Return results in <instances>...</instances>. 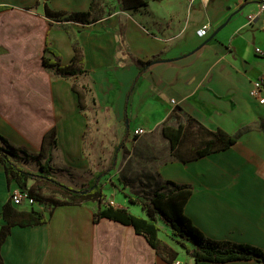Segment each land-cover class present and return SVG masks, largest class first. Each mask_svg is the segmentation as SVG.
Returning a JSON list of instances; mask_svg holds the SVG:
<instances>
[{
    "label": "crops",
    "instance_id": "obj_1",
    "mask_svg": "<svg viewBox=\"0 0 264 264\" xmlns=\"http://www.w3.org/2000/svg\"><path fill=\"white\" fill-rule=\"evenodd\" d=\"M93 1L90 24L65 20L70 13L88 12ZM122 1L120 9L105 11L98 0H0V136L36 155L44 134L55 128L48 168L38 167L36 174L76 191L110 164L124 139L115 168L100 181L106 205L112 201L114 208L146 218L128 198L117 200L121 188L144 186L145 193L159 178L190 184L194 192L185 214L195 226L211 239L248 243L264 252V103L250 95L252 82L264 81L262 0H141L145 5L137 8ZM47 10L54 17H47ZM204 26L206 35L198 37ZM46 44L63 66L73 61L76 44L84 74L65 79L44 66L43 58L53 59L44 52ZM150 59L158 62L138 76L135 60ZM187 117L240 137L226 151L186 164L172 162L160 127ZM137 128L145 133L135 136ZM153 135L162 138L157 143L168 151L166 157L150 142ZM146 158L155 178L148 183L120 179L129 159L141 164ZM18 165L30 172L37 166L31 160ZM27 186L45 196L34 181ZM17 190L15 182L7 185L0 164V229L6 225L3 206ZM98 207L93 201L59 206L49 216L48 205H36L46 224L12 227L0 247L2 264H173L131 226L108 219L93 223ZM167 232L162 237L159 231L160 239L185 254ZM185 256L176 260L196 264Z\"/></svg>",
    "mask_w": 264,
    "mask_h": 264
},
{
    "label": "trees",
    "instance_id": "obj_2",
    "mask_svg": "<svg viewBox=\"0 0 264 264\" xmlns=\"http://www.w3.org/2000/svg\"><path fill=\"white\" fill-rule=\"evenodd\" d=\"M122 2L127 8H137L145 5L141 0L134 3H131L133 0H123ZM93 7L94 1L88 12L70 13L65 20L71 23L90 24L87 17ZM46 16L54 17L48 10ZM73 48L75 51L73 61L69 65L63 66L59 55L49 49L46 44L44 52L52 54L53 59L43 58V65L55 68V74L65 79L84 74V71L78 66L83 64L80 50L76 44ZM135 62L139 67L138 76H140L158 60L150 59L146 62L135 60ZM82 99L83 95L79 93L80 103ZM160 131L162 138L168 143L170 160L182 164L226 151L240 137V133L229 134L219 128L210 129L191 117H187L183 123L177 125H171L168 121H165L162 123ZM56 143V130L52 128L44 134L38 154L29 155L25 149L14 147L7 139L0 136V164L4 167L7 185L10 186L11 182H15L34 198L36 205H48L50 207L49 216L52 215V211L56 207L81 206L84 202L93 201L99 205L93 213V223H97L101 219H108L131 226L135 233L143 236L149 246L168 263H173L179 254L159 238L158 221L167 226L172 240L196 264L203 262L222 264L243 260H254L264 264V252L261 248L248 243L211 239L193 224L192 220L185 214L187 202L194 192V188L190 184L176 183L171 180L160 182L159 178L156 187L152 189L150 194L142 197V200L139 201L146 218L135 216L125 208H114L110 204L106 205L107 202L100 181L115 168L116 155L124 146V139L115 147V154L110 164L95 175L94 181L89 186L78 191L44 174L38 175L26 171L18 165L20 160H31L42 170L45 167L48 168L51 152ZM42 159H44L43 165L40 163ZM30 180L41 185L39 187L40 192H47L50 196H42L40 193H36L33 188L28 187L27 183ZM54 195H58L60 199L54 198ZM133 202H136V200ZM101 204H103V208H100ZM30 208L29 210H19L14 205L12 206L11 201L3 206L2 215L6 225L0 229V247L12 227L25 228L46 224L44 214L33 209V207ZM0 264H2L1 256Z\"/></svg>",
    "mask_w": 264,
    "mask_h": 264
},
{
    "label": "rangeland",
    "instance_id": "obj_3",
    "mask_svg": "<svg viewBox=\"0 0 264 264\" xmlns=\"http://www.w3.org/2000/svg\"><path fill=\"white\" fill-rule=\"evenodd\" d=\"M98 1L101 3V5L104 6L105 11L118 10L122 6L121 3H120V0H98ZM150 137H151L150 138L151 139L150 142H153V143L157 144L156 152L158 153V155L159 156L161 155L162 157H166L168 151H166L165 148H163L161 145H159V143H157L162 138L161 139L160 138L157 139V137L155 135L150 136ZM153 139H155L156 141H154ZM133 156H136V154H133ZM145 161L147 162L146 164L144 163ZM141 162H142L141 164H137L136 161L134 162L132 159H129L128 164H126L125 169H123L124 171L122 173H120V175H119L120 179L123 180V181H128V183L129 182H138L139 183V181H141L143 183H148L151 178H155L156 173H153L152 171H150L148 169V165L152 163V160L149 159V158H146V159H141ZM134 168L136 169V171H134ZM28 170H30V169H28ZM37 171H38V166L34 165L33 168L31 169V172L33 174H36ZM116 174H118V170L116 172H113L112 179L117 182L119 180V178L116 176ZM150 186L151 185L148 183V186L145 187V188H147V192H145V193H144V191L142 189V187H144V186L139 188V187H136V185H133V186H130L128 189H126V191H124V189L121 188L120 192L117 193L116 198H117V200L123 199V197L126 198V199L128 198L129 200L132 199L133 201L136 200V202H133V201L131 202V200H130L131 204H133V205L137 204V206L142 208L141 204L139 203V201L142 200V197H139L138 195L144 193L146 196H148L150 194V192L152 191V189H149V188H151ZM45 196H50V194L45 192ZM53 197L54 198L56 197V198L60 199V197L58 195H54ZM133 211L136 214L137 211L135 209H133ZM158 223H160V226L162 228V229H160V227L158 226L159 227V231H160V236L166 237L167 234H168L167 226L161 221H158ZM160 236H159V238H160ZM178 254H179L178 256L181 259H183V258L186 259L185 254H183L182 252L178 251Z\"/></svg>",
    "mask_w": 264,
    "mask_h": 264
},
{
    "label": "built area",
    "instance_id": "obj_4",
    "mask_svg": "<svg viewBox=\"0 0 264 264\" xmlns=\"http://www.w3.org/2000/svg\"><path fill=\"white\" fill-rule=\"evenodd\" d=\"M259 9L260 11H264V0H262L259 4ZM208 31V27L204 26L201 29H199L196 34L198 37H204ZM256 53L262 54L261 51L256 49ZM264 90V81L263 79H257L252 82V88L250 91V95L254 98L257 99L259 103L263 104L264 103V97L261 96L262 92ZM171 104L175 105V101L171 100ZM145 133V131L142 128H137L134 131L135 136H141ZM10 201L12 205L15 207H34L36 206V201L34 200L33 197L29 195V193L26 190H17L13 191L10 195ZM110 206H113V202H109ZM173 264H181L179 261L175 260Z\"/></svg>",
    "mask_w": 264,
    "mask_h": 264
}]
</instances>
